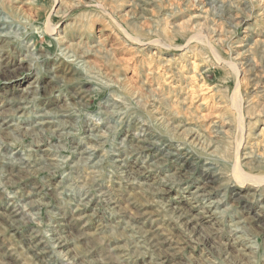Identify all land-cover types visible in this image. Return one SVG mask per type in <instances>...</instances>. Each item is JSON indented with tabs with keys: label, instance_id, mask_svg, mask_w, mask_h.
I'll list each match as a JSON object with an SVG mask.
<instances>
[{
	"label": "rangeland",
	"instance_id": "rangeland-1",
	"mask_svg": "<svg viewBox=\"0 0 264 264\" xmlns=\"http://www.w3.org/2000/svg\"><path fill=\"white\" fill-rule=\"evenodd\" d=\"M0 11L29 35L0 36V264H264V0ZM30 42L51 58L25 57ZM67 44L93 76L80 103L81 71L48 72ZM32 86L46 96L21 105Z\"/></svg>",
	"mask_w": 264,
	"mask_h": 264
},
{
	"label": "bare ground",
	"instance_id": "bare-ground-1",
	"mask_svg": "<svg viewBox=\"0 0 264 264\" xmlns=\"http://www.w3.org/2000/svg\"><path fill=\"white\" fill-rule=\"evenodd\" d=\"M22 2V1H21ZM20 2V3H21ZM30 2H25L23 4H29ZM73 6V5H72ZM1 12V11H0ZM21 21L25 22L27 19L26 18H20ZM12 27L14 28L15 26L13 25V23L11 21H8L6 20L5 18H3V16H0V36H3L6 37L7 39H26L29 35L26 34L24 31H20V36L21 37H18L15 33V31H18L19 29L16 28L15 31L12 30ZM32 37V36H30ZM55 39V38H54ZM2 40V39H1ZM58 42H62V38L58 37L56 39ZM55 40V41H56ZM7 41V40H6ZM139 42V41H138ZM5 43V42H4ZM7 43V42H6ZM27 43V42H26ZM142 43V42H141ZM8 45V43H7ZM18 45V43H17ZM70 45V44H69ZM67 44V46L63 47V48H58L57 49V55H56V59L53 61L55 63H53V65L51 64V67L50 69L48 68V72L51 73V80H53L55 82V85H59V82H61L60 84H63L65 83V80H63V78H60L56 75V71L60 69H62L63 67V70H64V74L66 73H72L74 74L75 71H81L82 73V77L79 75V77L73 79L74 81L76 80H79L80 81V84L77 86V91H75V93L73 94L74 96V101L76 102L77 100V103H80V100L83 99L85 97V94L90 90V87L88 85H86V83H90L91 79L93 78V76H90L88 73V70L85 68V62H84V59H79L80 57H78V55L76 53H74V51L70 48L71 46H69ZM72 45V44H71ZM6 46V45H5ZM33 46V47H32ZM64 46V45H63ZM21 48L23 47L25 52H26V55L25 57H34L35 54L38 56L37 57H34L36 59L38 58H41L42 60H48L51 58V56L49 54H46V53H42L41 52V49L35 44V43H28V44H22V46H20ZM34 55V56H33ZM29 59V58H28ZM45 63H43V66H44ZM248 64V63H247ZM251 65V63H250ZM48 67V66H47ZM1 69H4V68H1ZM9 70V69H8ZM7 70V71H8ZM13 70V69H12ZM2 72V71H1ZM6 72V71H5ZM4 73V72H3ZM72 76V75H71ZM75 76V75H74ZM77 76V75H76ZM72 80V79H71ZM90 80V81H89ZM70 81V79H69ZM94 84V83H93ZM42 86V85H41ZM33 89H35V91L33 92V95L31 94L30 97L28 96H24L22 98L21 101H19V103L22 105H24L25 103L27 102H33L37 99H41V98H44L43 96H46L44 93L43 94H40V95H36L38 94V86H32ZM43 88V87H42ZM46 89V88H44ZM51 94V92H49V95ZM48 95V94H47ZM87 95V94H86ZM135 98H139L141 99V97L137 94V92H135ZM72 98V97H71ZM45 100V99H44ZM72 100V101H73ZM19 105V106H21ZM28 105V104H27ZM75 105V104H73ZM77 105V104H76ZM72 106V105H71ZM82 106V105H81ZM73 107V106H72ZM78 107V105L76 106ZM40 111V110H38ZM60 111V110H59ZM43 112V110H42ZM69 112V111H68ZM58 113V112H57ZM66 113V112H65ZM162 113V112H161ZM160 113V114H161ZM63 114V113H62ZM71 112H69L68 114H65V116H71ZM40 116V117H39ZM95 116H98L100 117V111L95 115ZM37 117H39V120L37 122L38 125H46L48 123H51V120H47L45 119V115H38ZM90 119V118H89ZM158 121V120H157ZM35 122V121H34ZM89 121L85 122V123H88ZM3 124V123H2ZM94 125H90V122L89 124H85L84 126V129L82 130V136L80 137L81 139H84L85 142L87 144H90L88 147L86 148H81L80 146V141H78L76 143V148L80 147V150H77V154L79 156V161H81L83 164L85 165H88L90 166V169L91 167H95L96 164L98 162H100V159L96 160V161H93L94 158H95V151H96V148L94 147L95 144H98L100 142V126L98 125L99 123H93ZM40 126V127H41ZM74 126V124H73ZM55 127V126H54ZM42 128V127H41ZM61 131H63L61 129ZM73 131V130H72ZM242 132V131H241ZM67 134V136H74V133L68 131V132H65ZM61 134V133H60ZM239 138V137H238ZM196 139V138H195ZM70 140V139H69ZM240 141V140H239ZM164 143V142H163ZM162 143V144H163ZM237 143V141H236ZM169 145V144H168ZM171 146V145H170ZM176 148V147H175ZM98 150V149H97ZM170 151V150H169ZM184 151V150H182ZM136 152V151H135ZM259 152V151H258ZM182 153V152H181ZM252 154V153H251ZM177 156V155H176ZM179 157V156H178ZM196 157V156H195ZM253 156H248L246 158H252ZM253 159V158H252ZM22 160H26V159H22ZM27 161V160H26ZM116 161H120L119 159H116ZM115 161V162H116ZM186 162V161H185ZM119 163V162H118ZM259 163V162H258ZM21 168V167H20ZM95 169V168H94ZM9 172V171H8ZM203 176V175H202ZM239 176H242V175H239ZM124 178V177H123ZM208 183V182H207ZM205 183V184H207ZM203 188V187H202ZM202 190V189H201ZM257 189H255L256 191ZM197 194H200V195H203L199 190H196L195 191ZM257 192V191H256ZM113 204V203H112ZM210 204V203H209ZM213 209V208H212ZM92 210V209H91ZM14 213V212H13ZM12 213V214H13ZM94 213V212H93ZM209 213V212H208ZM3 215V214H2ZM80 215V214H79ZM78 216V215H77ZM210 217L212 218V213L210 214ZM7 219V218H6ZM14 219V218H13ZM84 227V226H83ZM18 230V229H17ZM34 234V233H33ZM42 239V238H41ZM56 242V241H55ZM61 242V241H60ZM24 244V243H23ZM29 244V243H28ZM33 247V246H32ZM32 249V248H31ZM40 249V248H39ZM40 256V255H39ZM38 257V256H37ZM36 257V259H37ZM42 259V258H40ZM45 262V260H44ZM43 262V263H44ZM49 262V261H48Z\"/></svg>",
	"mask_w": 264,
	"mask_h": 264
}]
</instances>
